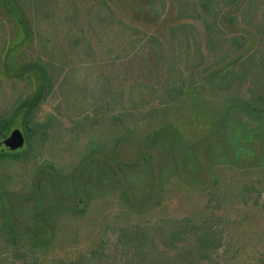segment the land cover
Wrapping results in <instances>:
<instances>
[{
    "label": "rangeland",
    "instance_id": "rangeland-1",
    "mask_svg": "<svg viewBox=\"0 0 264 264\" xmlns=\"http://www.w3.org/2000/svg\"><path fill=\"white\" fill-rule=\"evenodd\" d=\"M173 86L183 95L132 131ZM259 94L264 0H0V116L16 120L0 142L23 137L19 148L0 147V229L6 214L31 233L45 223L36 245L43 264L101 248L90 264H167V220L212 216L222 245L202 264L256 263L264 258ZM162 121L176 140L143 142ZM121 140L129 143L116 150ZM135 227L153 238L154 254H145L149 240L119 237ZM16 247L0 237V264H12Z\"/></svg>",
    "mask_w": 264,
    "mask_h": 264
},
{
    "label": "trees",
    "instance_id": "trees-1",
    "mask_svg": "<svg viewBox=\"0 0 264 264\" xmlns=\"http://www.w3.org/2000/svg\"><path fill=\"white\" fill-rule=\"evenodd\" d=\"M170 29V28H169ZM149 39H153L154 35L148 36ZM238 38L234 37L233 40ZM245 63V62H244ZM243 63V64H244ZM222 81V79H221ZM221 81L218 83V87L221 88ZM184 93V90L180 86H173L169 90H165L160 95H157L158 102L155 103V108H150V103L142 105L141 109H147L150 106V109L145 110V114H142L140 119L137 120L136 124L132 125V131L138 129L145 121L155 120L161 116L163 110L167 105L175 103ZM257 105L252 107V110L258 113L262 109V103H264V95L259 94L257 97ZM153 106V107H154ZM15 118H4L0 116V137L5 136L8 131L11 129V125L15 122ZM37 123L33 124L31 127L26 128V136L29 138L30 133L32 134L35 130ZM125 123L122 124L121 128H126ZM128 126V125H127ZM138 126V127H137ZM169 135V137H168ZM176 134L167 126L166 121H162L158 128H156L150 136H147L143 139V142L151 146H158L160 143L167 138L170 140H176ZM129 143L126 141H119L116 144V150L119 144ZM95 149V140L94 138L89 139L87 144V150L90 152V157L96 156L92 153ZM116 152V151H115ZM1 156H5L4 153ZM103 158V157H102ZM105 162H108L106 159ZM180 170V165L178 166ZM179 172V171H178ZM247 194H243L241 191V199L244 203L247 202ZM212 216H208L197 222H193L189 218H180V219H168L167 220V264H202V261L211 257H215L219 253L222 245V236L223 232L221 228L213 224ZM45 223L42 224L41 220L37 221L35 232H28L21 226L17 225L10 217L6 214L5 224L0 229V237L3 239L4 248L11 244L16 245L15 255L12 257V264H17L16 261H19L20 264H43L39 261V258L36 254V245L42 239H46V234L49 231L46 229ZM119 237L133 238L134 240L139 241L138 245L146 244L147 240L150 242L148 245V250L146 255L154 254L157 248V245L154 244L153 238L149 236L142 228L135 227L131 228L129 231L126 229L122 230L119 234ZM184 240V242H183ZM142 246H140L141 248ZM133 248L134 254L137 253V249ZM137 248V246H136ZM102 250H92L88 255H79L76 259L68 260L64 258H58L57 260L52 261L48 264H90L91 260H100L102 256H105V253ZM132 255V254H131ZM144 254L139 253L140 259L144 260ZM134 258V257H133ZM152 263H155L153 261ZM254 264H264V258H259L258 261Z\"/></svg>",
    "mask_w": 264,
    "mask_h": 264
},
{
    "label": "water",
    "instance_id": "water-1",
    "mask_svg": "<svg viewBox=\"0 0 264 264\" xmlns=\"http://www.w3.org/2000/svg\"><path fill=\"white\" fill-rule=\"evenodd\" d=\"M23 145V137L18 132H12L7 138L0 142L2 150H11Z\"/></svg>",
    "mask_w": 264,
    "mask_h": 264
}]
</instances>
